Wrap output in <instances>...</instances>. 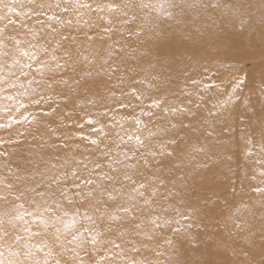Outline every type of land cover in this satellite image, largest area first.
<instances>
[{
	"label": "bare ground",
	"instance_id": "6f19581e",
	"mask_svg": "<svg viewBox=\"0 0 264 264\" xmlns=\"http://www.w3.org/2000/svg\"><path fill=\"white\" fill-rule=\"evenodd\" d=\"M66 1H69V8L74 10V4L81 0ZM103 1L99 0L100 3ZM211 1L149 0L150 4L166 3L169 6V15H159V18L152 15L148 27H153L149 33L151 36L163 23L171 25L170 32H163L161 27L159 30L169 41L181 39L183 51L174 55L157 56L151 49L153 39L147 40V37L140 43L141 53L133 57L120 54L116 65H110L109 56L101 54L96 58V68L88 69L80 59H73L64 53L63 41L58 42V38L63 40V25H57L52 30L56 36L54 45L57 52L55 63H59L57 68L53 67L50 71L39 69L37 66L42 61L40 58L33 59L36 47L33 45L28 46L29 49H22L28 53L25 56L31 58V63L27 65V77L35 87L30 93L42 98L43 107L52 108L56 112L54 117L44 122L43 128L32 131L31 142L25 150L31 149L34 153L36 144H45L57 150L53 142L58 140L63 141L60 143L63 147L60 148L61 153L40 162L41 176L38 178L32 176L14 185L16 183L10 178L16 176L11 173L13 168H8L6 185L15 194H20L31 185L37 186L36 192H45L42 200L41 196H37L31 203L22 201V215L25 212L40 213L45 207H51L53 212H44L45 216L58 215L60 212V217L73 216L76 220L74 225L65 229L51 227L46 234L33 228L30 232L36 234L29 235L26 232L23 247L26 253L31 251L29 257H33L38 250L35 248L42 245L43 254H37L34 260L40 264H45L47 259H50L49 264H68L70 250L77 247L74 244L67 245L68 240L84 235L92 240L93 251L98 252L95 254L106 258V264H116V258L119 257L126 258V264H159L157 261L163 259L166 244L171 242L170 233L159 227L165 225L166 228L174 223L178 227L182 220L188 225L196 221L202 223L206 235L210 233L205 227L207 220H217L219 213L226 233L213 238L217 248L224 249L231 264H246L249 259L250 264H264V249L260 247L264 242V91L259 89L264 82V65L259 73H251L246 80L237 71L233 59L236 51L243 53L247 49L259 52L264 48V0L216 1L215 4H211ZM12 4L22 3L20 0H0V25ZM47 4L44 11L53 9L52 4L55 3L51 0ZM174 4H179L180 10H176ZM41 12L36 8L33 11L27 8L22 16H17V21L23 23L28 15L32 21H37L43 17ZM242 19L247 22L243 40L238 38L237 31L241 26L238 21ZM88 20L93 21L92 18ZM137 22L132 23L134 30L132 26L128 30L134 32V39L141 37L142 28L145 29ZM53 39L51 37L49 40L52 42ZM239 42L244 44L236 49ZM24 65L20 62L21 67ZM209 71L213 72V80L205 83L222 85L211 86L205 93L203 79ZM184 73L190 78L186 85L180 80ZM110 75L115 77L109 80ZM106 81L113 83L115 88L111 90L105 87L103 84ZM190 90H194V94ZM23 98L16 97L12 105L6 106L4 95L0 94V124L8 125L14 119L12 109L18 103L25 105L27 112L32 114L33 107L28 99L30 94L27 93ZM154 100L159 101L158 106L152 104ZM254 101L261 102L262 110L254 117L250 131L254 143L241 175L243 195H237L243 202L235 204L234 183L229 178L230 167L225 160L232 143L225 145L226 140L218 136V124H230L236 110L239 114V109L247 110ZM179 102L187 109L178 114L176 108ZM198 102L200 105L197 107ZM213 109L216 110L215 116H211ZM127 114L132 116L134 123L132 129L127 131L129 139L118 152L97 140L98 136L105 134L106 137L112 136L116 131V123ZM172 126L177 129L176 135L166 131V128ZM8 128L10 130V126ZM78 134H81L80 141L77 140ZM177 138H181L178 143L185 151L182 149L179 153L168 155L170 141L177 142ZM92 139L97 143H91ZM86 141L90 143L89 150H97L96 154L85 150ZM3 143L4 140L0 138V145ZM161 144L165 145L164 150L159 147ZM99 148H102V152ZM77 152H82L79 165L77 169H72L71 158ZM152 152L156 155H151ZM121 157H124L122 170L115 167L116 159L121 160ZM54 160L58 171L52 175L53 172L46 167ZM94 164L101 165L103 173L100 178H92L95 182L91 186L95 189L92 198L83 206L75 198L71 204L64 201L60 196L61 188L69 194L78 191L75 185L81 180L90 179L93 174L90 169ZM73 170H76L77 175H70ZM42 174L47 178L45 181ZM57 176L65 183L60 186L50 184L52 178ZM2 184L0 181V188ZM85 187L81 184L82 189ZM252 190L251 195L249 192ZM103 194L109 198L103 199ZM22 196L18 195L20 199ZM57 202L61 207H57ZM246 203L255 208L254 215L250 217H246ZM121 208H128L129 212L120 211ZM141 214L150 217L149 222L144 219L145 227L141 230L145 239L140 241L129 231L125 236L127 245H122L120 241L116 248L119 252H111L110 245L116 241L118 228L133 224ZM85 215L91 216L92 220H86ZM112 215L116 216L115 220L110 219ZM238 218L254 219L255 228H250L243 221L239 222ZM24 221H21L20 227L23 231L25 227L30 230L36 224L30 216H24ZM68 223L71 225V220ZM151 223L159 229L155 239H151L146 230ZM0 233L8 232L1 226ZM10 235L15 238L14 233ZM4 239L8 249L13 241L7 236ZM235 244L238 245L234 249ZM239 245L241 248H238ZM259 258L263 262H254ZM30 263L33 262L29 258L22 260V264Z\"/></svg>",
	"mask_w": 264,
	"mask_h": 264
},
{
	"label": "rangeland",
	"instance_id": "374dc122",
	"mask_svg": "<svg viewBox=\"0 0 264 264\" xmlns=\"http://www.w3.org/2000/svg\"><path fill=\"white\" fill-rule=\"evenodd\" d=\"M48 1L50 3L51 0H20L22 4H12L9 8L10 12L5 15L4 22L0 25V78H2L0 79V94L4 95L5 105L10 106L13 104L14 98L24 99L23 97L28 93L30 94V98H28L30 101L29 104L33 107V112L30 114L27 112V107L25 105L21 107L22 103H18L17 106L12 109L15 115L14 119L10 120L6 127H0V138L4 140V143L0 145V181L3 182L2 188H0V227L2 226L8 232L0 233V264H22V260L26 258H29L30 262H33L30 264H40L34 259L37 254H43L42 245L35 248L38 250L34 252L33 257H29L25 254L26 252L24 250L26 248H24L23 245L27 238L25 235L26 232L20 228L21 220L15 219L17 215H22L20 209L22 201L23 203H31L39 196L36 192L37 186L33 187V185H31L30 188H25L20 194H15L11 191V188L6 185V177L9 176L7 175L9 171L8 168L12 167L13 170L11 173L16 176L10 178L13 183H16L14 185L20 184L21 181L24 182L25 179L29 180L32 176L38 178L41 176L39 171L40 162L43 159L48 160L50 156L54 157L61 153L62 151L60 148L63 147H61L60 144L63 141L58 140L53 142V145L57 146V150H52L50 146L45 144L34 145V153L31 152V149L25 150L28 143L31 142L30 138L32 131H39L43 128L45 126L44 122L49 117H54L56 112L52 108L43 107L41 103L42 98L39 96H32L30 93V90L35 87L32 80H29L27 77L29 74V67H27V65L31 63V58L23 55L21 50L24 47L29 49L28 46L32 47L34 45L36 47L35 58H40L43 64L46 65L42 70L50 71L53 67L57 68L59 63H55L57 62V52L54 45L56 36L52 34V30L57 25L60 27L63 25L65 26L63 29V40L58 38V42L63 41L65 47L63 50L66 51L64 53H67L73 59H80L86 68L92 70L96 68V64H98L96 58L101 54L109 56L110 65H116L120 54L121 56L133 57L134 54L141 53L140 43L144 42V39H147V37H149L147 40L153 39L151 49L157 56L164 57L167 54L174 55L177 52L183 51L181 39L169 41L162 36L163 32H170L172 29L169 23L160 25L158 30L152 32L154 35L150 36L149 34L153 29V27H148L152 15L154 18H159V15L162 17L169 15V13H167L169 6L166 3L150 4L149 0H104L101 3L99 0H81L77 4H74L76 9L71 10L68 4L69 1L52 0V2L55 3L52 4L53 9L44 11L48 5ZM216 1L225 3L230 0H213L211 4H215ZM174 7L176 10H180L179 4H174ZM27 8L30 11H33L34 8L42 11L43 17L37 21L34 19L32 21L31 17L28 15L26 19H23V23H19L17 21V16H22ZM49 16L53 17V19L50 20ZM88 18H92L93 21L88 20ZM134 21H139L137 23H141V25L145 27L144 30L142 28L143 34L141 37H138V39H134L133 31L132 33L131 30L128 31L132 29L130 27ZM238 22L241 25L237 29L238 38H242L243 40L246 34L244 27L247 22L246 19H242ZM160 27L163 32L159 30ZM134 29L133 27V30ZM51 37H54L52 42L49 40ZM17 41H19V43H17ZM243 44L244 42L242 44H236V49L239 46H243ZM245 50H243V53H239L238 51L234 52L233 59L236 63L237 71L247 80L251 73H259L262 68L261 66L264 65V48L259 52ZM20 62L25 64L24 67L20 66ZM206 74L207 76L203 79L204 86H206V90H203L205 93L209 91L211 86L218 87L222 85L221 83L219 85L216 83L207 85L205 82L213 80V72L209 71ZM111 77H115V75H110L109 80ZM189 79V76L184 73L180 80L186 85L189 84ZM5 83L15 84L16 86L10 88L5 87ZM112 84L113 83L106 81L103 85L112 90L115 88ZM98 86L99 84L96 85V87ZM181 86L183 88V85ZM259 89L264 91V82L259 86ZM190 92L194 94V90H190ZM8 96H12L13 99H8ZM199 105L200 103L198 102L197 107ZM121 108L125 109L124 106ZM184 109H187V107L179 102L176 112L179 114V111L181 112ZM139 110L142 111L143 108L140 107ZM261 110V102L254 101L253 105L247 110L242 111L239 109L241 112L239 114L238 110H236L233 113L235 115L234 120L230 124L227 123L225 125L221 122L218 124V136L226 140L225 145L229 142L232 143V146L228 148L225 160L230 167L229 178L234 183L233 192L234 197H236L234 200L235 204L241 201L243 202L241 197H237V195H243L242 191H244V189L242 187L241 175L244 172L246 160L251 154V147L254 143V138L250 131L254 124V117L260 113ZM215 113L216 110L213 109L211 116H215ZM133 123L132 116L127 114L122 120L116 123V131L112 136L109 135L106 137L105 134V136H98L99 139L97 140L102 141L104 146L110 145L112 150L118 152L123 143L129 139L127 131L132 129L131 125ZM109 125L112 124L109 123ZM186 125L187 124H185V126ZM9 126L10 130L8 128ZM166 131L167 133L176 135L177 129H174L172 126L166 128ZM80 135L81 134H78L77 136V140L79 141ZM180 139L181 138H177V142L175 141L174 144H169V152L179 153V151L183 149L178 143ZM84 148L88 150V153H97V150H89L91 146L88 141L84 142ZM106 150L108 151V149ZM99 151L102 152V148H99ZM28 152L32 154H26ZM81 154L82 152L73 154L74 156L71 158L70 162L72 164V169H77ZM121 163H124V157H121V160L116 159L115 167L118 166V169L122 170ZM57 167L58 165L54 160L48 163L46 169L53 172V175L58 171H56ZM90 170L93 172L90 179H95L96 177L100 178L99 176L103 173L102 166L97 164H94ZM42 177L44 181L47 179L43 174ZM249 193H253V190ZM21 194H23V196L20 199L18 195ZM108 198L106 194H103V199L107 200ZM251 208L252 207L250 204L248 205V203L244 206V210L247 214L246 217L254 215L255 208H252V211H250ZM59 213L56 216L62 214ZM201 213L204 214V212ZM217 215H219L217 220H207L208 224L205 227L210 233L206 235L204 234L202 223L199 224L196 221L188 225L185 224V220H182L178 227L176 223L166 228H164L165 225L159 227L162 231L170 233L171 242L165 246L163 259L157 262H159V264H226V262L227 264H231L227 254L223 252L224 249L219 250L214 242L215 237L226 233L225 226L221 224V214L217 213ZM61 218L62 221L68 223L69 220L72 222L74 217L65 215ZM144 219L149 222L150 217L148 214H141L133 224L128 223L129 225L126 224L125 227L118 228L115 235L116 241L110 245L111 252H119L116 248L117 243L120 241L122 245H127L125 236L129 231H131L137 239L143 241L145 236L141 233V230L145 227ZM238 221H243L250 228L252 227V229L255 228L254 219L252 218H238ZM152 223L148 224L146 230L149 232L151 239H155L158 236L159 229L157 225H152ZM155 224H157V222H155ZM51 227L65 229L63 223L50 224L47 229H43L38 226L37 222L31 227L30 231L33 228V230L43 231V233L46 234L50 231ZM9 233H14L15 238ZM5 236L13 241L8 249L5 244ZM198 236L199 239L197 240ZM61 237H63V235ZM68 241L67 245L74 244V246H77L70 250L68 264H106V258L96 255L98 252L93 251L94 245L92 240L85 238L84 235H79L77 239ZM237 245L238 244H235L234 249L237 248ZM260 247L264 249V242L261 243ZM238 248H241V246L239 245ZM9 252H11V254ZM124 259L126 258H116V264H126ZM129 260L131 259L129 258ZM49 261L50 259H47L45 264H49ZM254 262L261 263L263 260L259 258V260L257 259ZM246 264H250V259L246 261Z\"/></svg>",
	"mask_w": 264,
	"mask_h": 264
},
{
	"label": "snow or ice",
	"instance_id": "6c2138e0",
	"mask_svg": "<svg viewBox=\"0 0 264 264\" xmlns=\"http://www.w3.org/2000/svg\"><path fill=\"white\" fill-rule=\"evenodd\" d=\"M112 7H114V6H112ZM49 19L51 20V19H53V17L49 16ZM17 43H19V41H17ZM21 52H22L23 55H28V53L27 52H24L23 50H21ZM33 59H35V57H33ZM37 67L39 69H42V68L46 67V65L43 64V62H41V64H39ZM0 79H2V78H0ZM15 86H16L15 84L5 83V87H9L10 88V87H15ZM7 98L8 99H13L12 96H8ZM152 104L154 106H158L159 105V101L154 100L152 102ZM22 106L23 105H21V107ZM139 123H140V121L137 120V124H139ZM6 126L7 125L0 124V127H6ZM137 140L139 142V137H137ZM91 143L95 144V143H97V141L95 139H92L91 140ZM170 143H173L174 144L175 141H170ZM159 147L161 148V150H164L165 149V145H163V144L159 145ZM150 154L153 155V156L156 155L155 152H152ZM167 154L168 155H171L172 153L171 152H168ZM70 175L75 176V175H77V173L75 172V170H73L70 173ZM125 179H128V177H125ZM64 183H65V181L61 177H59V176L53 177L52 180H51V182H50V184H55V185H58V186H60V185H62ZM94 183L95 182L92 179L81 180L79 184H76L75 185V188L79 189L78 191H75V192L69 194L66 191H64L63 188H61V190H60V196L63 198L64 201H67L69 204L73 203V198H75V200L80 201L81 206H83L94 195L95 189L93 187H91ZM81 184L86 185L87 187H85V188L82 189L81 188ZM141 187H143V186L141 185ZM37 194L39 196H41V198H43L45 196V192H40L39 191V192H37ZM57 207H61V205L58 202H57ZM120 211L129 212V209L128 208H121ZM44 212L52 213L53 212V209L51 207H45L43 209V212L36 213V214H33L32 212H25L23 215H17L15 217V219L16 220L24 221V216H30L32 218V222L33 223H37L38 222V226L39 227H42L43 229H47L50 224H54V223H63L65 228H68V227H70V226H72V225H74L76 223L75 218H73L72 224L70 225L69 223L62 221V218L60 216H56V215L53 214L52 216L49 217V216H45L43 214ZM84 218L86 220H92V217L91 216L85 215ZM110 219L115 220L116 219V216L115 215H112L110 217ZM24 223L27 224L28 222L27 221H24ZM137 227H138V225H137ZM24 231L27 232V233H29V235L36 234V233H31L28 227H25ZM73 239L75 240L76 237L74 236ZM117 247H118V245H117ZM31 254H32L31 251H29V252L26 253V255H31Z\"/></svg>",
	"mask_w": 264,
	"mask_h": 264
}]
</instances>
